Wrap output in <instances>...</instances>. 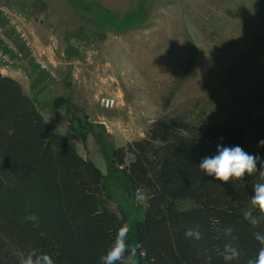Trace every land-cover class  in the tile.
I'll use <instances>...</instances> for the list:
<instances>
[{
	"label": "rangeland",
	"instance_id": "374dc122",
	"mask_svg": "<svg viewBox=\"0 0 264 264\" xmlns=\"http://www.w3.org/2000/svg\"><path fill=\"white\" fill-rule=\"evenodd\" d=\"M32 20L50 21L59 31L43 47L57 61L56 77L48 78L26 51L22 59L33 72L49 87L62 86L63 77L67 93L68 72H84L76 75V95L92 114L68 100L55 115L79 155L104 174L109 206L124 216L131 237L145 198L135 199L109 156L145 139L157 119L239 130L248 152L261 157L255 173L264 181L258 144L264 140V0H0L3 36L17 49L22 31L29 40ZM101 96L119 98L118 106L101 108ZM37 108L53 115L41 103ZM134 264H145L142 255L136 253Z\"/></svg>",
	"mask_w": 264,
	"mask_h": 264
},
{
	"label": "trees",
	"instance_id": "16d2710c",
	"mask_svg": "<svg viewBox=\"0 0 264 264\" xmlns=\"http://www.w3.org/2000/svg\"><path fill=\"white\" fill-rule=\"evenodd\" d=\"M218 144L249 151L239 130L157 119L145 139L110 152V167L134 194L144 192L129 243L145 264H225L230 242L240 251L231 264L257 253L253 233H264V213L252 209L251 194L264 181L255 172L228 182L204 175L198 163ZM247 210L258 225L243 219ZM124 224L109 206L104 174L51 128L17 81L0 74V264H19L18 253L33 248L55 264H99ZM187 228L201 238L185 239Z\"/></svg>",
	"mask_w": 264,
	"mask_h": 264
},
{
	"label": "clouds",
	"instance_id": "9594fccd",
	"mask_svg": "<svg viewBox=\"0 0 264 264\" xmlns=\"http://www.w3.org/2000/svg\"><path fill=\"white\" fill-rule=\"evenodd\" d=\"M258 144L264 146V140L259 141ZM258 161H261L259 155L245 151L240 145L225 146L218 144L215 154L204 156L199 161L198 167L204 175L214 177L218 181L228 182L230 179H238L246 174L251 175L256 172ZM143 198V190H138L135 199L141 200ZM251 204L252 209L264 213V182L253 185ZM243 219L252 226L260 223V219L253 215L252 210L245 211ZM226 231L231 233V229H226ZM129 232L130 228L127 224L122 225L117 230L111 246L99 258V264H134L136 248L129 243ZM184 236L185 239L199 240L201 232L198 229L187 228ZM253 237L260 244V247L255 256L248 259L247 264H264V233L256 231L253 233ZM239 255V248L235 244L231 242L225 244L223 255L225 264H231V261ZM18 258L19 264H55V260L49 253L36 248L26 253L20 251Z\"/></svg>",
	"mask_w": 264,
	"mask_h": 264
},
{
	"label": "crops",
	"instance_id": "0c3cea01",
	"mask_svg": "<svg viewBox=\"0 0 264 264\" xmlns=\"http://www.w3.org/2000/svg\"><path fill=\"white\" fill-rule=\"evenodd\" d=\"M25 1L29 4L31 0H24V2ZM38 16L39 15L36 13L35 17L38 18ZM47 23H49V25L46 23L42 24L40 22H34L32 20V22L27 25V29L30 33L27 34L29 36V42L33 47L35 56L44 53L47 62L52 65V63L56 64L57 61H55L56 59H53L50 49H43V47L46 46L47 40H49L50 36L54 35L55 37H57L59 35V31L53 29V27L50 25V21H47ZM0 74L17 81L22 87L23 91L35 102L36 106L40 103L42 104V106H46V110L52 112L53 115L47 117L48 115L46 114H49L48 112L40 111L42 117L54 131L62 134L65 137H67V135H64V130L66 131L64 121H61L62 119L59 117L60 115H55L57 114V111L55 110L56 108H61L62 104L69 100V103L75 108L83 110L87 115L92 114L89 111V108L86 107V105L83 103V100L78 95H76L77 87L75 84H77V82L79 81L76 80L77 74L74 71L71 72V74L70 72H68V74L66 75V83L70 84L69 93H67V90L63 86V77H61L62 86H60V84H57L50 85L49 87L48 84H45L46 81L41 79L33 72L32 68L29 66L27 58H24V60L18 65L6 68L0 66ZM83 74L84 72L78 74L77 79H79V77L81 78ZM30 94H33V96L35 94V98L31 97Z\"/></svg>",
	"mask_w": 264,
	"mask_h": 264
},
{
	"label": "built area",
	"instance_id": "2783aa9c",
	"mask_svg": "<svg viewBox=\"0 0 264 264\" xmlns=\"http://www.w3.org/2000/svg\"><path fill=\"white\" fill-rule=\"evenodd\" d=\"M12 20L13 17H10ZM15 30H18V27H15ZM20 37L23 42V49L16 48L15 46L11 45L3 36L2 28L0 27V60L4 63L3 68L11 67L14 65H18L23 61V56L26 51L30 53L32 57H34L37 66L44 70L47 73V77L52 79L56 77L54 66L46 61L42 55L35 56L33 47L31 46L27 35L22 31ZM26 49L25 51H23ZM45 59V60H44ZM2 67V66H1ZM98 104L103 109H113L118 106L119 98L115 96H101L98 98Z\"/></svg>",
	"mask_w": 264,
	"mask_h": 264
}]
</instances>
